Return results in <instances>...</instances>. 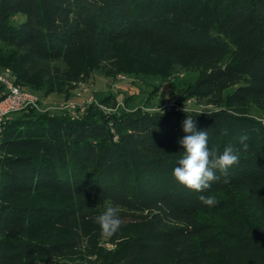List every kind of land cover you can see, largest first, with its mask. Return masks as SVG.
I'll return each mask as SVG.
<instances>
[{
  "label": "trees",
  "instance_id": "obj_1",
  "mask_svg": "<svg viewBox=\"0 0 264 264\" xmlns=\"http://www.w3.org/2000/svg\"><path fill=\"white\" fill-rule=\"evenodd\" d=\"M129 54L199 61L191 96L220 110L104 113L90 105L77 118L12 115L0 136V264H57L83 247L79 220L109 206L145 222L104 264H264V124L251 114L264 115V0H0V66L19 56L66 65L77 80L98 71L101 58ZM16 78L42 99H68L72 89ZM188 114L210 149L240 150L228 176L217 172L204 192L172 175ZM200 195L219 203L208 207Z\"/></svg>",
  "mask_w": 264,
  "mask_h": 264
},
{
  "label": "rangeland",
  "instance_id": "obj_2",
  "mask_svg": "<svg viewBox=\"0 0 264 264\" xmlns=\"http://www.w3.org/2000/svg\"><path fill=\"white\" fill-rule=\"evenodd\" d=\"M17 19L20 22L24 21V16L18 15ZM1 48L6 52L4 47ZM5 52L1 53L6 54ZM7 62L9 65L0 66V71L9 69L15 80H17L16 74L19 73L26 79H32L41 85L47 81L65 82L66 87L72 88L68 99L66 93H51L46 98L47 103L44 105V109L56 107L63 102H74L79 106L74 114L76 118L83 116L90 105L97 107L104 113H112L118 109L131 112L137 107L150 113L161 112V110L163 112L171 110L181 112L220 110L217 102L191 96L190 86L204 71L202 64L194 59H174L148 54L103 57L100 59L98 71L93 72L86 79L80 74L77 80L71 79L74 70L63 64L32 63L19 56H14ZM121 69L125 71L121 72ZM106 73H110L114 77L106 78L104 76ZM158 77H162L163 81H160ZM70 79L71 81H69ZM18 84L21 88L41 97L40 93L23 84ZM107 95H113L117 98L116 104L113 103L112 105L111 103L107 107L100 104L99 100ZM147 96H149L148 104L143 105ZM126 97L130 99L127 104L124 102ZM50 113L57 114L58 111L50 110ZM251 114L258 119H264V115L255 108L251 110ZM105 209L94 211L79 220L84 233V245L80 249L69 250L64 253L56 259L57 264H104L103 257L113 255L115 248L127 237L138 233L145 222L143 215L119 208V216L122 220L121 227L114 236L105 238L101 235L100 226L95 222V217ZM88 239L94 240L93 246L87 242Z\"/></svg>",
  "mask_w": 264,
  "mask_h": 264
},
{
  "label": "clouds",
  "instance_id": "obj_3",
  "mask_svg": "<svg viewBox=\"0 0 264 264\" xmlns=\"http://www.w3.org/2000/svg\"><path fill=\"white\" fill-rule=\"evenodd\" d=\"M161 112L163 115L162 110ZM182 128L187 134L179 140L184 151L177 160V166L174 167L172 175L179 184L189 190L204 192L211 187L212 182L220 179L217 172L224 177L228 176L229 169L239 162L240 150L234 149L232 146L224 147L222 152L210 149L208 147V132L206 130L198 131L193 116L189 114L183 121ZM247 140V135L240 137L244 151L248 150ZM228 182L227 179L224 180V183ZM199 200L208 207H215L219 203L214 195H200ZM119 211L118 206H109L95 217V222L100 226L103 237L110 238L119 231L122 224Z\"/></svg>",
  "mask_w": 264,
  "mask_h": 264
},
{
  "label": "built area",
  "instance_id": "obj_4",
  "mask_svg": "<svg viewBox=\"0 0 264 264\" xmlns=\"http://www.w3.org/2000/svg\"><path fill=\"white\" fill-rule=\"evenodd\" d=\"M47 103L37 94L23 89L15 81L12 72L9 69L0 71V136L3 125L12 115L23 113L29 110L37 112H50V110L65 111L71 117H75V112L79 107L74 102H63L56 107L44 109ZM264 124V119L262 120Z\"/></svg>",
  "mask_w": 264,
  "mask_h": 264
}]
</instances>
